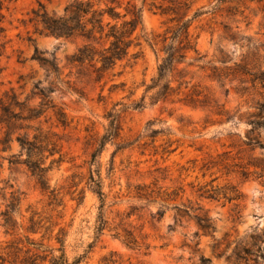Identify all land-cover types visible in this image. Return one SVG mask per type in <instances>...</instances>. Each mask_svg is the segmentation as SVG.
<instances>
[{"label": "rangeland", "instance_id": "1", "mask_svg": "<svg viewBox=\"0 0 264 264\" xmlns=\"http://www.w3.org/2000/svg\"><path fill=\"white\" fill-rule=\"evenodd\" d=\"M71 1L0 0V214L11 196L19 199L13 230L0 216V247L39 239L43 230H26L36 212L54 225L44 244L58 248L53 237L62 230L68 262L84 255L78 264H102L113 254L115 264H264V148L249 141L264 143V129L250 123L264 104V0H117L119 13L128 4L140 10L141 23L127 57L98 71L100 63L70 61L82 39L55 38L36 16L62 15ZM196 12L189 27L196 52L175 64L173 91L156 102L145 87L161 44L146 39L159 41ZM35 48L55 56L57 72L32 59ZM143 95V108L134 109ZM109 112L119 134L91 162ZM23 138L43 147L30 159L47 169L46 190L26 166ZM12 156L19 163L10 165ZM89 170L102 181L99 234ZM199 187L215 199L199 197ZM230 187L238 200H227ZM203 214L208 227L196 219Z\"/></svg>", "mask_w": 264, "mask_h": 264}, {"label": "trees", "instance_id": "2", "mask_svg": "<svg viewBox=\"0 0 264 264\" xmlns=\"http://www.w3.org/2000/svg\"><path fill=\"white\" fill-rule=\"evenodd\" d=\"M171 2L172 0H168ZM258 1L262 0H250ZM120 5L117 0H73L65 6L62 15H49L47 12L37 14L43 29L47 34L55 38H80L84 41V44L80 46L77 51L71 56L72 62L78 64L88 63L90 66H94L96 63H100V67L95 70H107L112 68L116 62L121 61L128 55V49L132 45V35L140 25V10L135 6H126L123 13L116 11ZM164 14V12H161ZM264 13V10H263ZM198 16L196 12L191 19L178 20L176 26L169 32L162 35L161 39L157 41L155 38L146 39L151 47L157 45L160 42V52L162 56L157 66L156 75L151 79V83L145 87V93L148 91H154L152 98L154 101L164 100L173 91L171 87V80L169 76L174 70L175 64L182 62L186 54L189 51L196 52L195 43L192 42L191 35L189 34V27L191 20ZM170 33V35H167ZM135 45L139 46V43ZM98 46V48H96ZM45 51H38L34 49L32 59L38 61L42 67L50 72H57L58 67L56 64V58L51 55L49 58L43 57ZM132 58L136 56L132 54ZM144 96L138 102L132 104L134 109L143 108ZM264 104L258 105V111L255 113L254 118L251 120L252 131L264 129ZM108 124L105 134L100 138L98 147L91 154V162L94 161L96 155L101 152L105 142L116 138L119 134L120 126L118 123V116L112 113L107 114ZM251 131V132H252ZM37 140V138H35ZM30 141L26 138L18 139V143L21 151H26L27 161L26 166L33 175L41 188L46 190L44 173L46 168L41 166L39 160H31L30 156L39 154L43 147L38 144V141ZM253 146L264 148V143L258 139L257 136H253L250 140ZM120 147V146H119ZM118 147V149H119ZM52 151L49 155H52ZM17 160L12 156L9 160V164H17ZM202 176L204 177V171H208L207 167L200 168ZM244 178H247L245 173H242ZM258 177H261L259 175ZM87 187L98 197L100 206L98 208V215L96 217L95 233L99 234L105 226V221L101 215L103 192L102 181L99 173L96 172L95 176L89 170V175L86 181ZM204 187H199L197 192L199 197L206 199H215V192H209L213 190H203ZM224 195L228 201H236L240 198V194L234 187L228 188ZM50 196L54 199L53 190L50 191ZM52 199V200H53ZM83 196L77 198L78 202H82ZM19 204V199L15 196H11L9 202L5 205L4 210L1 212L2 226L5 230L15 228L14 222L11 218V213L16 209ZM162 214H158V218ZM198 222H203L204 227H208V218L206 214L197 215ZM43 219L36 212L32 213L28 218V226L26 230L31 234H40L39 239H33L28 235H24L22 239L12 240L6 242L0 247V264H78L85 256H81L72 262H68L67 257L63 251V241L61 238L62 230L59 229L54 235L53 239L58 243L59 247L44 244V240L50 241V235L53 232V226H44ZM47 236V237H46ZM130 241L125 244L130 245ZM88 251L91 249V245L88 246ZM56 253V254H54ZM86 254V253H85ZM113 260V254H109L108 257L102 258V264H115Z\"/></svg>", "mask_w": 264, "mask_h": 264}]
</instances>
